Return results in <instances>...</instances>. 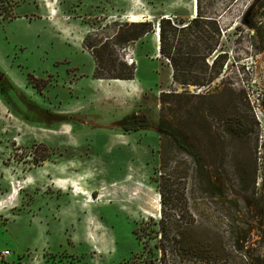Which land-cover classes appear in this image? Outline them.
Returning a JSON list of instances; mask_svg holds the SVG:
<instances>
[{
	"label": "rangeland",
	"instance_id": "rangeland-1",
	"mask_svg": "<svg viewBox=\"0 0 264 264\" xmlns=\"http://www.w3.org/2000/svg\"><path fill=\"white\" fill-rule=\"evenodd\" d=\"M200 2L226 54L206 88L176 84L157 49L159 20L192 19L198 0H0V264H214L160 250L162 219L220 264H256L264 215L239 226L243 251L234 219L243 183L264 195V0ZM133 114L151 127L123 130ZM161 119L224 194H206Z\"/></svg>",
	"mask_w": 264,
	"mask_h": 264
},
{
	"label": "trees",
	"instance_id": "trees-1",
	"mask_svg": "<svg viewBox=\"0 0 264 264\" xmlns=\"http://www.w3.org/2000/svg\"><path fill=\"white\" fill-rule=\"evenodd\" d=\"M135 27H138V33L135 36L138 40L153 32L152 22H141L136 24ZM159 29L160 56L167 59L171 64L173 68L172 77L176 84L183 87L196 86L199 88H206L210 87L217 79H219L222 67V65H220V59L223 55H226L219 52V49H221L222 46L223 30L217 19L204 15L200 0H198L197 14L195 17L193 16L192 19L187 21L179 20L177 15L171 19L163 18L159 20ZM177 33H182V37L181 39H176L177 44L176 47H174ZM173 48H175L176 51L178 49V51L173 53ZM216 51L218 54L213 56ZM133 76V69H130L127 76L118 75L113 77L116 80L122 79L124 81H130L133 80ZM167 95L171 94L162 92V99L167 97ZM121 125L125 131H137L144 127H151V122L145 115L138 114L137 116L133 114L125 117L122 120ZM160 132L162 135L172 138L175 146L180 151L197 160V152L195 151L194 146L186 139L180 130L173 128L165 119L160 120ZM197 163L200 165L198 173L200 174V178L203 179V184L207 191L206 194L213 198H217L224 194L223 190H220L218 183L216 182L217 176L210 172L208 167H201L199 160H197ZM249 185L250 184L245 185L243 183L242 189L240 190L241 194H239L243 196L237 201L238 212L234 219V222L238 225V227H236L237 234L240 229L239 226L246 224L249 221H255L256 218L260 219L264 215V195L261 194L260 198H255L256 193L253 191L252 195L250 194ZM255 209L256 211H254ZM259 224H262L261 220L259 221ZM158 226L162 231L159 240L160 244L158 246L160 250L166 252V244H169L173 248H177L182 254L187 251L201 261H210V259H213L214 264H220L217 260L218 254L216 253V248L208 247L205 243L195 246H191L188 243L189 246H185L187 244L182 242L183 238H168L166 236L168 225L163 219L158 223ZM238 235L244 236L241 239H237L235 250L243 251L244 247L242 244L247 241L248 232L239 233ZM260 245H262V252L258 260H256V264H264V237L261 238ZM245 257L247 258V256Z\"/></svg>",
	"mask_w": 264,
	"mask_h": 264
},
{
	"label": "built area",
	"instance_id": "built-area-1",
	"mask_svg": "<svg viewBox=\"0 0 264 264\" xmlns=\"http://www.w3.org/2000/svg\"><path fill=\"white\" fill-rule=\"evenodd\" d=\"M10 251H1L0 252V263L3 262L5 259H7L10 256Z\"/></svg>",
	"mask_w": 264,
	"mask_h": 264
},
{
	"label": "bare ground",
	"instance_id": "bare-ground-1",
	"mask_svg": "<svg viewBox=\"0 0 264 264\" xmlns=\"http://www.w3.org/2000/svg\"><path fill=\"white\" fill-rule=\"evenodd\" d=\"M196 3H197V0H195V4ZM195 8H197V7H195ZM196 13H197V10H196ZM194 14H195V11H194ZM131 21L135 22L136 20H135V18H133ZM157 46H158L157 49L160 50V34L157 35Z\"/></svg>",
	"mask_w": 264,
	"mask_h": 264
},
{
	"label": "crops",
	"instance_id": "crops-1",
	"mask_svg": "<svg viewBox=\"0 0 264 264\" xmlns=\"http://www.w3.org/2000/svg\"><path fill=\"white\" fill-rule=\"evenodd\" d=\"M10 256H11V255H10ZM10 256H9V257H10ZM9 257H8V258H9ZM8 258H7V259H8ZM1 263H3V262H1Z\"/></svg>",
	"mask_w": 264,
	"mask_h": 264
},
{
	"label": "water",
	"instance_id": "water-1",
	"mask_svg": "<svg viewBox=\"0 0 264 264\" xmlns=\"http://www.w3.org/2000/svg\"><path fill=\"white\" fill-rule=\"evenodd\" d=\"M159 51V50H158ZM160 53V52H159Z\"/></svg>",
	"mask_w": 264,
	"mask_h": 264
}]
</instances>
